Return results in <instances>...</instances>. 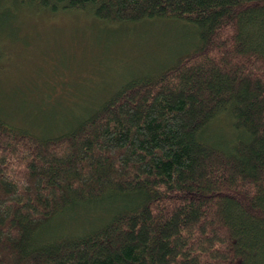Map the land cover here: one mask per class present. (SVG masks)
<instances>
[{
  "label": "trees",
  "instance_id": "obj_1",
  "mask_svg": "<svg viewBox=\"0 0 264 264\" xmlns=\"http://www.w3.org/2000/svg\"><path fill=\"white\" fill-rule=\"evenodd\" d=\"M25 12L188 36L75 123L0 110V264H264V0H0V40Z\"/></svg>",
  "mask_w": 264,
  "mask_h": 264
},
{
  "label": "rangeland",
  "instance_id": "obj_2",
  "mask_svg": "<svg viewBox=\"0 0 264 264\" xmlns=\"http://www.w3.org/2000/svg\"><path fill=\"white\" fill-rule=\"evenodd\" d=\"M26 13L15 23L18 31L6 30L0 40L7 60L0 70V110L36 134L85 118L130 72L168 60L188 36V25L179 19L126 32L109 25L104 31V24L85 16Z\"/></svg>",
  "mask_w": 264,
  "mask_h": 264
}]
</instances>
